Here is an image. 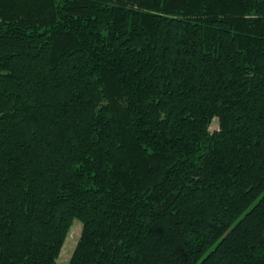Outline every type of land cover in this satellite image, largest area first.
Wrapping results in <instances>:
<instances>
[{
  "label": "trees",
  "instance_id": "16d2710c",
  "mask_svg": "<svg viewBox=\"0 0 264 264\" xmlns=\"http://www.w3.org/2000/svg\"><path fill=\"white\" fill-rule=\"evenodd\" d=\"M75 220L63 264H264V0H0V264Z\"/></svg>",
  "mask_w": 264,
  "mask_h": 264
},
{
  "label": "rangeland",
  "instance_id": "374dc122",
  "mask_svg": "<svg viewBox=\"0 0 264 264\" xmlns=\"http://www.w3.org/2000/svg\"><path fill=\"white\" fill-rule=\"evenodd\" d=\"M216 129H217V121L214 120L210 126V130H216ZM81 228H82V224L79 221L75 220L73 222L71 231L68 234L63 244V247L60 251V254L57 258L56 262L58 264H63L70 261L74 248L79 240Z\"/></svg>",
  "mask_w": 264,
  "mask_h": 264
}]
</instances>
